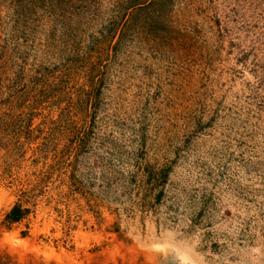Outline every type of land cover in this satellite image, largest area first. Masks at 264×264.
<instances>
[{
	"label": "rangeland",
	"instance_id": "obj_1",
	"mask_svg": "<svg viewBox=\"0 0 264 264\" xmlns=\"http://www.w3.org/2000/svg\"><path fill=\"white\" fill-rule=\"evenodd\" d=\"M0 264H264V0H0Z\"/></svg>",
	"mask_w": 264,
	"mask_h": 264
},
{
	"label": "trees",
	"instance_id": "obj_2",
	"mask_svg": "<svg viewBox=\"0 0 264 264\" xmlns=\"http://www.w3.org/2000/svg\"><path fill=\"white\" fill-rule=\"evenodd\" d=\"M16 212H17V209L13 208L11 212L9 213V216L12 218V220L17 219Z\"/></svg>",
	"mask_w": 264,
	"mask_h": 264
}]
</instances>
